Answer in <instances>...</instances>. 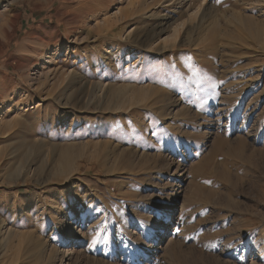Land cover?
Returning a JSON list of instances; mask_svg holds the SVG:
<instances>
[{"label": "rangeland", "instance_id": "obj_1", "mask_svg": "<svg viewBox=\"0 0 264 264\" xmlns=\"http://www.w3.org/2000/svg\"><path fill=\"white\" fill-rule=\"evenodd\" d=\"M0 20V264H264V0Z\"/></svg>", "mask_w": 264, "mask_h": 264}, {"label": "bare ground", "instance_id": "obj_2", "mask_svg": "<svg viewBox=\"0 0 264 264\" xmlns=\"http://www.w3.org/2000/svg\"><path fill=\"white\" fill-rule=\"evenodd\" d=\"M145 3V2H144ZM153 3V2H152ZM154 4V3H153ZM153 6V5H152ZM5 8H6V6H4L3 7V9L5 10ZM192 14V13H191ZM198 18V17H197ZM2 20V19H1ZM0 20V21H1ZM191 21V20H190ZM181 27V32H182V27H184L183 25L182 26H180ZM173 29H176L175 27L173 28ZM180 30H176V31H174L173 30V32H172V34H170V35H168L165 39H163V42L165 43V44H167L166 46H170V47H173L174 45L176 46V44H177V36H178V34H179V32H180ZM153 44V43H152ZM151 46H153V45H151ZM164 48V47H163ZM89 88V87H88ZM102 89V88H101ZM120 92V91H119ZM99 93H100V91H99ZM118 93V92H117ZM139 94V93H138ZM137 94V95H138ZM101 97V96H100ZM105 97V96H104ZM117 97V96H116ZM137 98V97H136ZM132 101H134L135 99H134V97H133V99H131ZM140 100V99H139ZM132 101H131V104H133L132 103ZM136 101H137V99H136ZM126 102V101H125ZM129 103H130V100L128 101ZM135 102V101H134ZM128 103V104H129ZM131 106V105H130ZM63 163V162H62ZM65 167V166H64ZM62 168V167H61ZM61 170V169H60ZM62 173V172H61ZM178 192H176L175 194H177ZM174 194V195H175ZM173 199H174V197H173ZM8 233H6V236L5 237H3V239H5V240H7L8 239V237H9V235H7ZM158 248L157 247H153V249L152 250H157Z\"/></svg>", "mask_w": 264, "mask_h": 264}]
</instances>
